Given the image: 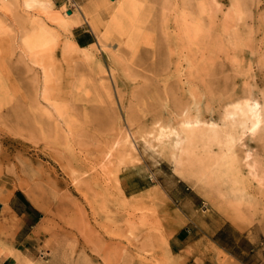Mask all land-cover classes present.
Listing matches in <instances>:
<instances>
[{
    "label": "rangeland",
    "instance_id": "obj_1",
    "mask_svg": "<svg viewBox=\"0 0 264 264\" xmlns=\"http://www.w3.org/2000/svg\"><path fill=\"white\" fill-rule=\"evenodd\" d=\"M44 1H0V203L37 211L0 215V264H264V137L183 123L264 103V0Z\"/></svg>",
    "mask_w": 264,
    "mask_h": 264
},
{
    "label": "bare ground",
    "instance_id": "obj_2",
    "mask_svg": "<svg viewBox=\"0 0 264 264\" xmlns=\"http://www.w3.org/2000/svg\"><path fill=\"white\" fill-rule=\"evenodd\" d=\"M0 1H3V0H0ZM24 1H25L24 6L26 8H28V9L34 8L33 7L34 5H38L40 10H42V12H44L48 15L50 14V7L48 6L46 1H44V0H24ZM135 1L136 0H130V2H135ZM5 4H7V3H5ZM99 5H101V3ZM107 10H108V8H107ZM109 12H111V11H109ZM73 14L74 13L72 12L67 17L71 18V17H73ZM60 20H61V18H60ZM61 22L64 23L65 21L61 20ZM101 25H99V26H101ZM23 49L25 50V53L28 55V57L30 59V63H32V65H37V66L39 65L40 66L41 62L39 61V59H40L39 56H42V49L39 48L38 49L39 51H36L37 41H34L33 36L32 37H28V36L25 37V39L23 40ZM28 68H30V67H28ZM48 73H49L48 72V66H44L43 72H42L43 77H42V90L41 91H42L43 100L46 101L50 106H52L53 103L51 104V102L49 101L51 93L49 91L50 78H49ZM40 114H42V116H48L49 118H51V116L48 115L47 112L46 113L42 112ZM59 116L61 117V115H59ZM223 120H224V123L221 126H218L215 123H209L208 124V123L204 122L205 123L204 124V123H202V121H200L198 119H196L195 121L185 120L183 123L185 125L195 124V125L199 126L200 133L202 136L206 137L209 141L215 142L219 146L225 147L227 149L233 148L236 145V143H238L239 141H241L243 139L244 136L256 137L258 139L264 137V103H261L260 101H258L256 99H249L248 98L242 102H236V103L229 105L228 108L225 110ZM51 128H52L51 130L54 132V136L58 137V136H60V134H62L61 128L56 122L52 123ZM121 135H122L121 137H122L123 141H125L129 145H131L129 142V135L127 133H125L124 135L121 133ZM159 135L161 138H171L172 137V143L169 144L171 147L170 149L172 150L171 156L173 158H175L179 164H182V161L180 159H178V154L175 153V150L180 148L181 144H182V139L179 137V133L177 132V130L171 129L167 134L164 133L163 131H160ZM247 157H248V155H247ZM248 167L251 171L255 170V167L253 165H248ZM15 252H14V254H15ZM16 254H19V252ZM19 255L21 257V254H19ZM13 256H15V255H13ZM13 256H12V258H13ZM16 257L17 256H15V258ZM15 261H16V259H15ZM16 263H18V262L16 261ZM28 264H29V262H28Z\"/></svg>",
    "mask_w": 264,
    "mask_h": 264
},
{
    "label": "crops",
    "instance_id": "obj_3",
    "mask_svg": "<svg viewBox=\"0 0 264 264\" xmlns=\"http://www.w3.org/2000/svg\"><path fill=\"white\" fill-rule=\"evenodd\" d=\"M23 198L25 200H23ZM23 198L19 194H14L7 204L3 205L0 203V215L5 212V210H8L13 212L18 217H21V219H23L22 222L24 224L25 222L32 223L35 220V215L37 214V211L32 207V205L26 200L24 196Z\"/></svg>",
    "mask_w": 264,
    "mask_h": 264
},
{
    "label": "trees",
    "instance_id": "obj_4",
    "mask_svg": "<svg viewBox=\"0 0 264 264\" xmlns=\"http://www.w3.org/2000/svg\"><path fill=\"white\" fill-rule=\"evenodd\" d=\"M19 195L23 198V196L19 193ZM23 200H25L24 198H23ZM28 204V203H27ZM33 210V209H32ZM34 212H36V211H34ZM37 213V212H36Z\"/></svg>",
    "mask_w": 264,
    "mask_h": 264
},
{
    "label": "water",
    "instance_id": "obj_5",
    "mask_svg": "<svg viewBox=\"0 0 264 264\" xmlns=\"http://www.w3.org/2000/svg\"><path fill=\"white\" fill-rule=\"evenodd\" d=\"M69 14V13H68Z\"/></svg>",
    "mask_w": 264,
    "mask_h": 264
}]
</instances>
